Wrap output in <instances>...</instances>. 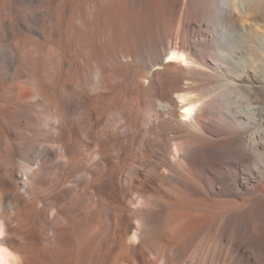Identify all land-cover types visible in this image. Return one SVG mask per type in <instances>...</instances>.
Instances as JSON below:
<instances>
[{
  "label": "bare ground",
  "instance_id": "obj_1",
  "mask_svg": "<svg viewBox=\"0 0 264 264\" xmlns=\"http://www.w3.org/2000/svg\"><path fill=\"white\" fill-rule=\"evenodd\" d=\"M36 214L75 264H264V0H0V264Z\"/></svg>",
  "mask_w": 264,
  "mask_h": 264
},
{
  "label": "rangeland",
  "instance_id": "obj_2",
  "mask_svg": "<svg viewBox=\"0 0 264 264\" xmlns=\"http://www.w3.org/2000/svg\"><path fill=\"white\" fill-rule=\"evenodd\" d=\"M210 21V22H209ZM207 22L209 23V28L208 27H200L199 25L202 22H195L194 25H192L191 27V32H190V37L193 39L196 38H205L204 34H212L213 31H219L221 30V26L220 24H218V20L216 15H213L211 19H207ZM120 88H118L119 90ZM135 94L138 95V91L135 90ZM9 95V94H7ZM109 102H111L112 106L111 109H120V108H124L128 102H129V98L128 97H120L119 98V93H117L116 96H112L109 98ZM8 104H12L15 101V99H8ZM220 138L223 137L219 136ZM237 149H242V146L240 144L237 145ZM244 152L247 153V149L243 150ZM165 188L164 191H161L157 196H156V200L157 202H166L168 205V209H172V203L177 199V198H181L184 200H188L189 197L186 195L181 194L177 189L175 188H171L168 185L163 186ZM18 219H15L14 222H17ZM39 220L40 217L39 215L36 214V218H32L30 222L28 223H21L20 225L16 226H12L13 229L17 232V230H19V228L21 229H25V231L27 229H29V231H27L26 235L25 234H21L24 238V240H21V243L19 245H16L14 248V251H18L19 248H21V246H24L26 248V252H28L31 256V263L30 264H37L36 262V258H41L42 256H44V254H49L48 258H52L53 259H57L60 260L59 262L56 261V263H49V264H75L74 260H70L69 259H74L75 258V253L74 256L72 254V257H68L69 253L71 255V252L69 249L72 250V246H70L69 248V244L71 245V243H69L68 239H64L62 241V243H60L61 246L57 247L54 246L53 248H48L49 245L47 244H43V242H41L40 240V235L38 230L35 227L39 226ZM77 223L74 225V229L73 232L76 233L77 235V240H78V244H79V249L83 250L84 247L86 246V241L88 239V227L86 226L85 222L83 220H77ZM15 232V233H16ZM19 233H22L21 231H19ZM18 233V234H19ZM66 234V232H65ZM64 234V237H66ZM149 235H151L152 237L155 238V242H160L162 240V236L159 234V232L157 231H152ZM35 241V242H34ZM28 242V243H27ZM64 242V243H63ZM64 244V245H63ZM70 251V252H69ZM69 252V253H68ZM73 253V252H72ZM68 254V256L66 255ZM63 258V261L61 260V257ZM50 256V257H49ZM66 257V259H65ZM68 257V258H67ZM74 257V258H73ZM50 258V259H51ZM67 261H65V260ZM63 262V263H62ZM65 262H69V263H65ZM39 264V263H38ZM42 264H48L45 261H42ZM78 264V263H76ZM90 264V263H87Z\"/></svg>",
  "mask_w": 264,
  "mask_h": 264
}]
</instances>
